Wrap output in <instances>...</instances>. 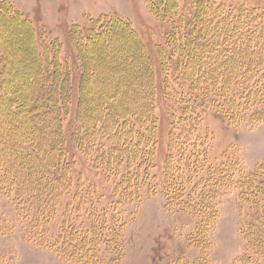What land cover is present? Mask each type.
<instances>
[{
  "label": "trees",
  "instance_id": "trees-1",
  "mask_svg": "<svg viewBox=\"0 0 264 264\" xmlns=\"http://www.w3.org/2000/svg\"><path fill=\"white\" fill-rule=\"evenodd\" d=\"M195 1L199 12L190 8L180 21H171L175 29L166 33L164 43L157 48L165 77L164 93L173 103L161 177L153 173L160 131L156 68L130 24L109 15L96 24L91 22L87 32L74 27L69 35L76 55L62 61L56 41L41 49L33 23L10 1L0 6V25L27 29L35 58L31 66L13 62L11 53H0V99L5 103L0 105V124L7 129L4 135L21 136L20 130L32 116L44 124H30L25 139L0 147V194L13 205L17 222L38 247L78 264H95L104 249L109 252L114 248L120 258L125 248L124 228L130 219L124 209L140 202L144 194L152 197L160 190L167 209L196 219L187 241L199 256L185 263L212 264L210 231L220 217L215 202L233 187L241 191L239 203L253 213L251 222L240 229L244 241L241 259L248 262L264 256V167L235 181L241 161L227 159L228 152L219 157L222 160L213 161L210 137L203 134L204 116L209 113L220 115L234 127L243 121H264V2L248 6L242 0ZM151 5L155 10V5L159 6L161 12L174 9L164 0H151ZM123 32L140 49L147 69V101H134L130 107L119 106L117 97L104 99L99 105L85 103L87 81L89 75L93 77L89 73L95 69L87 52L101 43L106 46L104 41L111 42ZM244 52L249 58L231 70L234 58ZM10 71L13 75L7 77ZM38 83L41 93L31 100ZM67 130L87 157L92 175L111 185V200H105L93 181L87 183L86 177L75 176ZM30 145H35V150L29 154L17 159L10 156L13 146L20 150ZM36 164L38 171L34 172ZM54 223L60 225L56 234L50 232Z\"/></svg>",
  "mask_w": 264,
  "mask_h": 264
},
{
  "label": "rangeland",
  "instance_id": "rangeland-1",
  "mask_svg": "<svg viewBox=\"0 0 264 264\" xmlns=\"http://www.w3.org/2000/svg\"><path fill=\"white\" fill-rule=\"evenodd\" d=\"M5 1H10L15 10L33 23L41 49L54 41L58 43L62 61L74 59L76 55L69 35L74 27H80L82 32H87L91 22L96 24L102 17L109 15L130 24L148 50L156 68V115L159 118L160 131L157 168L153 173L161 177L168 149L169 112L173 103L164 93L165 77L160 70L157 48L164 43L166 33L174 27L171 21L178 19L180 21L184 17L183 14L188 13L185 11L190 8L199 12L200 6L195 5L196 1L164 0L168 7L174 9L170 11V8L161 9L162 12L159 6L155 5L157 11L152 7L151 0H0V6ZM246 2L248 6H253L264 0H242V3ZM6 33L7 42L4 39ZM0 38L3 40H0L2 55L7 56L11 53L9 59L18 64L31 66L35 64L27 29L14 25L6 27L1 23ZM110 41H104L106 46L101 43L93 48V51L87 52L90 55L89 64L95 69L89 73L93 77L89 75L87 81L85 103L99 105L104 99L111 101L115 97L119 99L118 105L124 104L125 107H130L134 101L146 102L149 79L140 49L125 32L114 36ZM248 58L247 52L237 55L229 68L234 70L241 61ZM11 74L13 75V72L10 71L6 76ZM20 75L23 76V73ZM41 88L42 85L38 83L36 93H31V100L41 93ZM0 105H5L4 99H0ZM32 119L20 130L21 136L16 138H7V135H4L7 129L0 124V147L7 148L18 143L19 139H25L30 124L43 127L44 124L39 119L33 116ZM206 133L210 137L209 151L213 161L224 152H228L227 159L240 158L241 171L235 174V181L242 179L259 166L264 167V121L256 124L243 121L241 125L234 127L229 126L220 115L209 113L204 116L203 134ZM38 135L39 133H35V136ZM35 139L40 141L37 137ZM66 139L70 159L75 165V176L82 175L83 180L88 179L87 183L93 181L105 200H111V185L102 178L92 175L94 172L87 157L72 141L69 130L66 131ZM34 146L22 147L20 150L13 146L10 156L17 159L22 154H29L35 150ZM27 168L29 167L25 169ZM16 170L21 171L22 168L16 167ZM37 171L38 164L34 169V172ZM240 193L238 188L231 187L226 194L221 193L215 202L220 217L210 231L214 243L210 255L212 264H264V256L248 262L241 259L244 242L239 231L242 226H247L251 222L253 213L246 205L239 203ZM126 211L130 219L124 228L122 241L125 248L123 252L121 251L120 258L114 248L109 252L104 249L97 255L95 264H181V262L186 264L187 260L198 258L199 252L190 247L187 241L196 225V219L183 211L167 209L160 190L152 197L144 194L140 202L129 204L126 210L124 209V214ZM61 212L62 209L57 215V222L60 221ZM59 228L60 225L54 223L50 227V232L56 234ZM116 256L118 258H115ZM0 264H78V262L63 259L55 252L38 247L35 242L29 240L25 228L16 220L13 205L0 194Z\"/></svg>",
  "mask_w": 264,
  "mask_h": 264
}]
</instances>
